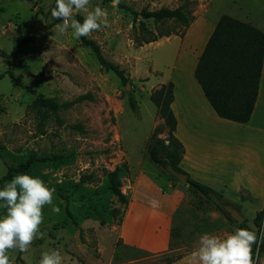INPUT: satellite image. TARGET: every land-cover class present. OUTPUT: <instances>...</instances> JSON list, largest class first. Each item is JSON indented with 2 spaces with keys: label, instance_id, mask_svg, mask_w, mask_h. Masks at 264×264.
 <instances>
[{
  "label": "rangeland",
  "instance_id": "374dc122",
  "mask_svg": "<svg viewBox=\"0 0 264 264\" xmlns=\"http://www.w3.org/2000/svg\"><path fill=\"white\" fill-rule=\"evenodd\" d=\"M96 6L107 10L108 26L87 38L99 45L107 60L125 70L129 78L126 84L113 72L105 71L91 48L73 38L71 30L63 35L57 31L55 26L61 21L51 16L55 0H0V180L10 168L30 157L47 158L23 173L41 178L66 195V199L54 195L59 214L53 213L50 206L43 208V238L35 239L27 253L8 252L12 264H38L41 253L48 249L59 250L63 264H169L196 246L198 234L221 228L230 231L232 226H238L213 201L189 187L176 217L173 251L151 255L125 246L119 238L125 205L111 192L108 173L126 167V154H130L135 160L143 157L145 168L157 177H173L162 154L159 164L149 159L147 144L159 126L157 137L165 146H171L169 127L159 114L155 119L157 108L149 95L170 73L174 44L164 41L157 46L151 42L137 46L136 27L142 16H137L134 26V13L144 8L182 7L193 17L188 26L202 15L191 28L173 20L158 24L152 19L144 20L154 33L185 34L178 65L186 68L185 60H194L203 51L210 28L222 14L250 22L264 31V0H120L117 8L111 6V0H90L89 8ZM78 16L83 18L80 14L75 19ZM20 83L58 103L85 93H91L93 100L60 109L57 118L49 115L41 120V112L32 105L36 94L24 90ZM260 83L262 102L255 118L258 128L247 133L243 127L237 129L241 136L230 152L234 159L227 169L236 174L235 194L225 192L224 199L213 196L216 202L238 201L248 220L261 209V225L256 227L249 221L258 234L264 225V196L257 201V207L248 208L242 193L247 189L245 183L258 194L264 189V77ZM131 95L137 102L136 109L129 103ZM16 174L12 173L11 178ZM82 177L89 178L82 183ZM11 178L3 180L0 187ZM127 180L120 188L126 198L130 184L128 177ZM66 207L74 220L67 216ZM254 262L264 264V252L256 253Z\"/></svg>",
  "mask_w": 264,
  "mask_h": 264
},
{
  "label": "crops",
  "instance_id": "0c3cea01",
  "mask_svg": "<svg viewBox=\"0 0 264 264\" xmlns=\"http://www.w3.org/2000/svg\"><path fill=\"white\" fill-rule=\"evenodd\" d=\"M197 18L188 28L195 25ZM215 25L216 23L210 28L211 32L208 33L205 42H207ZM184 35L181 33L172 34L160 38L159 41L151 42L155 46L158 43L163 44L164 41H173L174 44L172 49H174L175 55L170 66V73L162 78L159 84L168 82L174 84V99L171 103L172 111L177 120L174 135L183 144L184 148L180 166L191 179L209 186L220 193L222 197L225 192L234 195L235 189L233 186L237 183L236 174L233 173L231 168L228 167L227 169V166L232 165L234 159L230 152L236 138L241 136L237 129L240 130V127H243V131H246L244 133H247L251 128H258L255 125V118L262 102L260 101L262 98L260 81L264 77V59L257 98L250 119L245 123L234 122L218 116L195 78V67L202 51L194 60H185V64H188L186 68L178 65ZM157 116L156 111L155 119L158 118ZM152 128H154V124ZM261 128L264 130V123ZM125 160L127 173L122 182L125 185L128 182V177L130 184L127 193L128 201L124 207L119 226V238L125 246L147 254L163 255L169 253L173 251L171 245L175 233L176 217L186 200L189 185L157 177L145 168L143 157L135 160L130 157V154H126ZM243 182L245 183V180ZM245 185L247 189L242 195L247 198L245 200L248 202L246 207L251 208L255 205L257 207V201L263 200L264 194L261 195V193L264 189L258 194L256 189L250 187V185L247 186L246 183ZM223 202L233 204L244 216L242 206L238 201L226 200ZM259 211L261 209L256 214ZM254 218L255 216L252 220L247 218L245 220L249 225V221L253 222ZM236 228L238 226L235 227L234 225L230 231L221 228L204 233L220 235L224 232L232 233ZM204 233L198 234L197 238L199 239ZM194 248L185 252L170 264H188L190 253Z\"/></svg>",
  "mask_w": 264,
  "mask_h": 264
},
{
  "label": "trees",
  "instance_id": "16d2710c",
  "mask_svg": "<svg viewBox=\"0 0 264 264\" xmlns=\"http://www.w3.org/2000/svg\"><path fill=\"white\" fill-rule=\"evenodd\" d=\"M138 15L142 16V20L139 21V25L136 27L138 29V35L135 38L137 46L156 41L163 36L168 37L172 34H178L170 31H158L154 33L146 26L144 20L152 19L156 24L165 20H173L187 27L193 18L182 7H162L158 10H147L144 8L139 13H134V26ZM77 20L83 22V18L80 16L77 17ZM80 39L91 48L97 61L105 71L113 72L123 84L129 82L125 70L119 64L107 60L103 56L101 48L94 40L88 39L87 36ZM263 59L264 31L251 23L244 22L228 14H222L198 58L194 71L195 78L218 116L240 123H245L250 119L257 98ZM20 86L27 92L36 94L32 87L22 83H20ZM173 92L174 84L173 82H168L154 89L149 95L150 100L157 107L159 116L164 119L165 124L169 127L171 146H165L161 139L157 137L160 129L157 126L147 144V153L149 159L158 164L162 162V154L174 170L179 173H185L180 168L183 145L173 135L176 128V118L171 108V103L174 99ZM84 100H93L91 93L81 94L70 101L62 103H58L53 97L36 94L32 105L41 112L40 119L45 120L49 115L57 118L60 109L71 107ZM129 103L133 109H136L137 102L132 95L129 97ZM46 160L48 159L30 157L18 167L10 168L7 175L0 180V183L5 179L11 178L12 173L26 172L34 163ZM126 173L127 166H121L115 171L108 173L111 181V192L125 206L128 198L121 193L120 188L123 186L122 178ZM86 178L89 177H82L80 181L84 183ZM187 182L189 187H192L207 199L213 201L219 210L226 214L213 198V196L222 197L220 193L205 184L191 179L189 176H187ZM180 185L182 186V184ZM55 194L62 199H66V195L59 193L57 190ZM65 210L67 216L74 220L69 207H66ZM226 216L231 218L228 214ZM262 218L263 211H259L253 219V225L256 227L260 226ZM74 223L76 224V221ZM238 228L255 231L252 226L248 225L247 220L238 225ZM257 235L259 234L257 233ZM261 252H264V244L260 245L258 252L256 251V245H253L254 261L256 253L260 254Z\"/></svg>",
  "mask_w": 264,
  "mask_h": 264
},
{
  "label": "clouds",
  "instance_id": "9594fccd",
  "mask_svg": "<svg viewBox=\"0 0 264 264\" xmlns=\"http://www.w3.org/2000/svg\"><path fill=\"white\" fill-rule=\"evenodd\" d=\"M90 0H55L51 16L61 21L56 24L60 34L80 39L108 26L107 10L96 6L89 8ZM120 0H111L117 8ZM83 14V22L75 19ZM3 168V165H0ZM55 187H49L39 177L18 173L0 187V264H12L8 252L17 250L27 253L32 242L43 238L40 226L43 223V208L50 206L53 213L60 208L53 203ZM264 244V225L257 231L236 228L234 232L220 235L202 234L196 247L190 253L188 264H255L253 245L259 251ZM64 258L59 250L48 249L41 253L38 264H63Z\"/></svg>",
  "mask_w": 264,
  "mask_h": 264
},
{
  "label": "water",
  "instance_id": "95a60500",
  "mask_svg": "<svg viewBox=\"0 0 264 264\" xmlns=\"http://www.w3.org/2000/svg\"><path fill=\"white\" fill-rule=\"evenodd\" d=\"M128 86V84L126 85ZM167 171L171 176L178 179L180 183L187 184V175L183 173H179L176 170H174L171 167H167ZM221 209L226 212L236 223L237 225H240L243 221H245V217L242 215V213L239 211L238 208H236L233 204L218 201L217 202Z\"/></svg>",
  "mask_w": 264,
  "mask_h": 264
}]
</instances>
